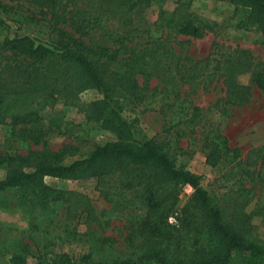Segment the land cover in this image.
Returning <instances> with one entry per match:
<instances>
[{
    "label": "trees",
    "instance_id": "trees-1",
    "mask_svg": "<svg viewBox=\"0 0 264 264\" xmlns=\"http://www.w3.org/2000/svg\"><path fill=\"white\" fill-rule=\"evenodd\" d=\"M231 1L247 9L237 26L255 28L264 41V0ZM24 2L38 11L24 12ZM157 2L0 0V31L5 32L0 39V123L24 125L18 135L43 147L23 155L0 153V168L5 169L0 191L20 185L38 187L43 206L63 203L68 219L85 212L88 220L95 221L84 195L42 183L46 176L93 178L100 195L130 222L124 242L135 255L107 259L93 256L92 251L74 257L64 252L35 264H228L235 254L245 255L249 264L264 261V231L258 235L252 221L260 214L264 225V207L255 205L245 211L257 184H264V148L248 151L240 166V150L229 145L226 135L212 130L203 133L205 163L231 164L229 176L234 174L233 167L239 171L236 188L224 187L230 209L225 215L199 177L176 166L154 139L136 140L130 124L114 109L123 99L146 108L160 103L165 123L172 128L195 122L200 111L180 97L184 84L194 88L220 81L231 105L249 101L250 84L264 94V66L253 62L249 50L222 51L216 46L198 60L176 52L169 31L199 38L214 31L217 23L196 21L179 6L172 11L160 7L156 20L148 22L143 11ZM93 30L97 36L89 37ZM141 37H145L143 43L133 44L134 38ZM246 74L250 83L239 79ZM153 78L161 88L151 86ZM86 89L102 93V99L80 104L78 94ZM59 101L84 111L88 122L100 121L115 139L64 163L77 146L46 148L47 141L36 125L42 113ZM48 117L56 129L62 127L58 113ZM248 181L251 186L246 185ZM179 184L192 188L182 205L174 189ZM176 211L179 225L168 222L169 214ZM85 235L79 233L78 238ZM99 241L106 243L110 238ZM8 262L29 264L18 250Z\"/></svg>",
    "mask_w": 264,
    "mask_h": 264
},
{
    "label": "rangeland",
    "instance_id": "rangeland-1",
    "mask_svg": "<svg viewBox=\"0 0 264 264\" xmlns=\"http://www.w3.org/2000/svg\"><path fill=\"white\" fill-rule=\"evenodd\" d=\"M177 6L196 21H215L217 24L214 31H207L199 38L169 31V41L176 52L182 51L188 57L198 60L212 53L216 46L217 50L222 51L246 49L251 53L254 63L260 62L264 66V41L261 33L253 27L244 29L237 26L247 15V9L231 0H158L144 9L143 14L148 22H153L160 7L172 11ZM22 9L24 12L27 9L38 11V8L27 2H24ZM9 23L14 25L11 21ZM4 34V31H0V39ZM97 34L93 30L89 37H96ZM144 41L145 37L134 38L133 44ZM239 79L243 83H250L248 74ZM250 85V99L242 105L226 102L220 81L205 87L182 85L180 97L192 106H198L200 111L195 122L172 128L165 123L160 103H156L153 108H146L123 99L119 100V108L114 109L130 124L136 140L154 139L176 166L199 177L200 184L227 215L230 209L225 204L224 187L236 188L239 171L233 167L234 174L229 176L231 164L221 162L215 166L207 165L202 135L209 130L226 135L229 145L240 150V166H243L248 151L264 148V94L255 85ZM151 86L161 88V84L154 78L151 79ZM102 97V93L86 89L78 94V101L84 104ZM54 113L61 116L60 129H56L49 121L48 114ZM42 114L36 125L47 141L46 148L55 151L64 144L77 146L71 155L65 157L64 163L83 158L95 145L115 139V135L103 128L100 121H86L84 111L65 105L62 101ZM22 126L11 122L0 123V153L23 155L39 152L43 148L40 143L35 144L18 135V129ZM4 174L5 169L0 168V179ZM42 183L53 189L74 190L84 195L92 206L96 220H88L85 212H79L74 219H68L63 203L43 206L37 197L40 190L38 187H8L0 191V264H9L10 254L15 250L21 252L29 264L39 260L51 261L55 254L64 252L73 257L91 251L98 258L135 257L132 249L127 248L124 242L130 222L114 211L109 201L100 195L93 178L69 180L46 176ZM246 185L251 186V183L248 181ZM174 189L181 199L180 205L192 192L188 184H179ZM255 205L264 207V184H257L245 211L253 210ZM130 215L134 219V214L130 212ZM178 216L177 211L169 214L168 222L179 225ZM262 218L258 214L252 219L258 235L264 231ZM79 233L86 235L78 238ZM105 237L110 238V241L101 243L99 239ZM228 264H249V261L245 255L235 254Z\"/></svg>",
    "mask_w": 264,
    "mask_h": 264
}]
</instances>
